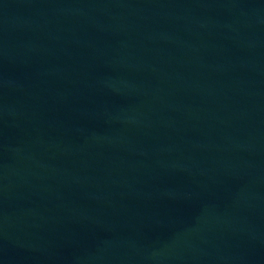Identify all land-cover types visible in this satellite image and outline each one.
Here are the masks:
<instances>
[{
    "label": "water",
    "instance_id": "1",
    "mask_svg": "<svg viewBox=\"0 0 264 264\" xmlns=\"http://www.w3.org/2000/svg\"><path fill=\"white\" fill-rule=\"evenodd\" d=\"M0 264H264V0H0Z\"/></svg>",
    "mask_w": 264,
    "mask_h": 264
}]
</instances>
